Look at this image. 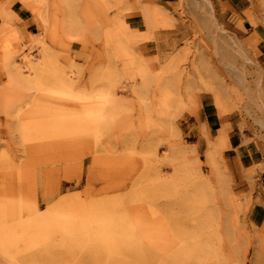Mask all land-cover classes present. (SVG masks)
Wrapping results in <instances>:
<instances>
[{"label": "rangeland", "instance_id": "obj_1", "mask_svg": "<svg viewBox=\"0 0 264 264\" xmlns=\"http://www.w3.org/2000/svg\"><path fill=\"white\" fill-rule=\"evenodd\" d=\"M129 1L0 0V264H264V58L238 35L264 41V0L230 17L179 0L141 31ZM156 39V73L122 69ZM106 92L115 104L87 148L98 166L55 154L46 185L34 139L79 128ZM206 99L231 110L241 150L199 147Z\"/></svg>", "mask_w": 264, "mask_h": 264}, {"label": "crops", "instance_id": "obj_2", "mask_svg": "<svg viewBox=\"0 0 264 264\" xmlns=\"http://www.w3.org/2000/svg\"><path fill=\"white\" fill-rule=\"evenodd\" d=\"M214 10L220 11L224 17H230L229 8L241 7L244 0H209ZM179 0H130L131 26L137 31H141L144 27L143 17H152L155 14L174 15L178 12ZM233 10V9H232ZM240 40L250 53L259 59L264 58V41L257 35H253L250 31L241 34L238 32ZM161 39V38H160ZM160 39H156L152 44L137 43L131 46L136 57L123 61V70L125 72H133L135 75H153L155 70L162 62V53L165 51V44ZM169 46V45H168ZM167 46V47H168ZM154 50V51H153ZM264 72V59L262 63ZM200 102L199 104H201ZM203 106L197 111L198 123L204 127L205 132L209 137L216 139L219 134L223 136V141L233 151L241 150L242 138L239 134V124L236 123L232 116H219L213 109L212 105L206 99ZM264 187V178H263ZM264 192V189H263ZM264 224L262 219L260 225Z\"/></svg>", "mask_w": 264, "mask_h": 264}, {"label": "bare ground", "instance_id": "obj_3", "mask_svg": "<svg viewBox=\"0 0 264 264\" xmlns=\"http://www.w3.org/2000/svg\"><path fill=\"white\" fill-rule=\"evenodd\" d=\"M43 19L42 21H44ZM149 84L150 83L148 82L142 87L146 89ZM34 85H36V83ZM92 98L94 105H90L89 107L83 109V117L81 119L82 124L79 128H75L73 130H64L60 128L61 126H59L61 123H50L48 124L50 132L43 137L34 139V142H36L39 146V154L45 159L43 162L45 168L43 179L46 185L51 184L57 176L58 169L54 166L58 162L54 159H51L55 156V154L61 153L62 157H64L62 161L68 163L71 162L70 159H80V155L85 152L90 154L89 156L92 158V166H98L99 160L96 159L93 156V153L90 152V150L88 151L87 148L90 149V147L93 146L95 140L98 138L100 131L104 127V119L113 109L115 98L111 92L100 93L96 97ZM220 101L221 100L218 97H215L213 102L219 106ZM230 113V109H221L218 111L219 116L229 115ZM222 141L223 136L219 134L215 139V145H219L222 143ZM198 144L200 148L212 147H210L208 144V135L206 132L205 136L198 141ZM180 154L182 155V153ZM91 171L92 169L89 172ZM230 204L233 206V202H230ZM81 206L87 208L88 205L86 200L81 204ZM90 211L92 212V215L100 222L104 219V211L101 206L92 205Z\"/></svg>", "mask_w": 264, "mask_h": 264}]
</instances>
